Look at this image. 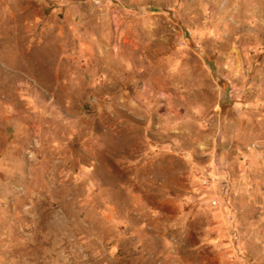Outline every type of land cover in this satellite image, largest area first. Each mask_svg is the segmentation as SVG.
Wrapping results in <instances>:
<instances>
[{
    "label": "rangeland",
    "instance_id": "rangeland-1",
    "mask_svg": "<svg viewBox=\"0 0 264 264\" xmlns=\"http://www.w3.org/2000/svg\"><path fill=\"white\" fill-rule=\"evenodd\" d=\"M0 264H264V0H0Z\"/></svg>",
    "mask_w": 264,
    "mask_h": 264
}]
</instances>
